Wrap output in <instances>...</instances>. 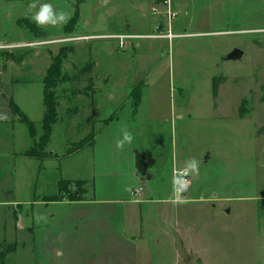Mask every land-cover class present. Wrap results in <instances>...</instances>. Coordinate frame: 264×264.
<instances>
[{
  "label": "rangeland",
  "instance_id": "rangeland-1",
  "mask_svg": "<svg viewBox=\"0 0 264 264\" xmlns=\"http://www.w3.org/2000/svg\"><path fill=\"white\" fill-rule=\"evenodd\" d=\"M32 2L70 19L40 28ZM238 48L242 59L227 60ZM58 55L45 142L44 78ZM9 99L24 110L0 123V242L7 235L17 249L6 264H120L125 248L81 256L72 246L80 228L44 225L72 223L85 206L55 200L110 209L137 187L128 211L142 213L138 256L124 264H264V0H0V108ZM93 127L94 145L67 155ZM121 129L133 137L122 149ZM137 151L144 177L132 173ZM179 169L190 171L184 195ZM119 214L108 215L118 229Z\"/></svg>",
  "mask_w": 264,
  "mask_h": 264
},
{
  "label": "crops",
  "instance_id": "crops-1",
  "mask_svg": "<svg viewBox=\"0 0 264 264\" xmlns=\"http://www.w3.org/2000/svg\"><path fill=\"white\" fill-rule=\"evenodd\" d=\"M138 61H142V58H138ZM7 104L4 105L5 107L0 108V112L2 110H6V112L11 111V113L9 115L7 114V117L5 118H2V119L0 118L1 124L2 123L8 124L9 121L13 120L12 115H11L13 114L12 113L13 110H12V107L10 106V99L8 100ZM21 109H23L22 106H21ZM29 120L32 121L30 118ZM108 121L109 119H104V122H108ZM147 166H148L147 169H149L148 162H147ZM136 171L137 173L132 171L135 177H137L136 175L140 174L138 170ZM145 175H142V177H144ZM135 197H139V196H135ZM134 198L131 200L123 201V203L117 202L118 204L116 203L117 205L114 208H110V209L109 207L113 206L114 204L105 202V200H102V199H99V200L98 199H92V200L87 199V200H83V202L73 201V200L72 201L70 200L56 201L55 200L53 201L54 203H66L67 205L68 204L76 205L79 202L80 205H85V206L84 207L79 206L80 211L76 213L77 215L76 217H73L74 221H72V223H70L71 221H69L68 219L66 223L56 224V220L52 219V221H50L47 225H44V227L46 228L45 230L53 234L56 232L59 233V231L63 232L64 230L68 229V225H71V227L76 230L80 228L82 232L81 234H83L82 238L80 237V235H72V232H70L69 234L73 236L72 239L74 240L75 245H72V246H74V250L76 249L77 252H80L78 253L79 255L86 256V257L87 255H89L88 257L90 256L94 257L96 253L93 254L91 250H95V249L100 250L102 247H105V248L108 247V249H112V252L116 251V249L122 250V248H125L126 257L122 258V261H120V264H124L126 262H132L138 256L137 253L135 252L137 246H134L136 244L132 241L135 239L136 232L139 230L141 221H142V213L140 212V210L138 211V214L134 212L135 215L133 214V217L131 216V214H129L128 206L129 204L134 202ZM36 202L41 203L42 201H36ZM53 202H51V204ZM99 203L102 204V206H100L98 209L91 206L93 204L98 205ZM119 213L123 214V218L121 219V225H119V229L125 235L120 233V230L117 228V224H115L114 220L108 216L109 214L112 216H115V215H118ZM53 215L54 214L52 213L50 216L53 217ZM38 221H41V217H39ZM77 223H79V226ZM40 226H43V225H37V227H35L34 225L32 227V231L33 232L37 231ZM76 233H78V231H76ZM62 235L68 236V233H64ZM5 236L7 237V235ZM6 237L4 238V240L6 239ZM55 248H56L55 252L57 253L58 256L64 254V252L60 250L59 246L57 247L55 246ZM88 251H90V253H88ZM106 254H110V253L108 252ZM112 255L114 254L112 253Z\"/></svg>",
  "mask_w": 264,
  "mask_h": 264
},
{
  "label": "trees",
  "instance_id": "trees-1",
  "mask_svg": "<svg viewBox=\"0 0 264 264\" xmlns=\"http://www.w3.org/2000/svg\"><path fill=\"white\" fill-rule=\"evenodd\" d=\"M63 58L62 55H58L55 57V60L53 63L48 67L47 69V75L44 78V105H45V113L42 117V134L41 137L45 139V142H47L50 138V135L52 133L53 125L56 122V116H57V107L56 101L54 99V92L52 91L51 87H55L56 80L63 76V73L61 72ZM92 70V65H87L84 67L81 71L83 72H90ZM70 80H72L70 78ZM91 80V79H90ZM61 82V81H60ZM139 97V96H138ZM138 102V100H137ZM136 102V103H137ZM138 104V103H137ZM136 104V105H137ZM10 106L12 107L13 112L15 113H21V107L17 106L16 103L10 100ZM28 123L30 130H32V124L33 122L29 121V119L24 120ZM87 138H84L82 142L78 143L73 148H70L67 151V155H75L77 153H80L84 148L88 146H92L95 143V133L94 128H92L91 132L87 135ZM23 153H25L27 156H32L33 154L30 153L29 149H26ZM35 156V155H34ZM37 156V155H36ZM38 157V156H37ZM41 160H45L44 157L40 158ZM16 245L14 243L8 242L6 239L2 242H0V264H6V258L8 255L15 253L16 251Z\"/></svg>",
  "mask_w": 264,
  "mask_h": 264
},
{
  "label": "clouds",
  "instance_id": "clouds-1",
  "mask_svg": "<svg viewBox=\"0 0 264 264\" xmlns=\"http://www.w3.org/2000/svg\"><path fill=\"white\" fill-rule=\"evenodd\" d=\"M30 9H36L30 16L32 22H34L38 27L44 28L46 26L55 27L57 25L66 24L70 19L68 12L56 8L52 3H35L29 4ZM133 137L132 134L127 129H121V138L117 140L116 147L122 149L126 144H132ZM193 171H198V164L195 159L188 162L187 165ZM186 186L181 189L185 191Z\"/></svg>",
  "mask_w": 264,
  "mask_h": 264
},
{
  "label": "built area",
  "instance_id": "built-area-1",
  "mask_svg": "<svg viewBox=\"0 0 264 264\" xmlns=\"http://www.w3.org/2000/svg\"><path fill=\"white\" fill-rule=\"evenodd\" d=\"M176 17V12H172L169 11V22H171L172 20H174V18ZM175 34H173L171 32V28L169 33L167 34V37L170 39L172 37H174ZM116 38H120L119 36H115ZM123 40V37H121ZM124 42V40H123ZM189 175H190V171L187 169H179L178 171L175 170V177L177 179V181L179 182V184L183 187L190 185L191 181L189 180ZM144 191L143 187H137V188H133L131 190V193L133 196H140Z\"/></svg>",
  "mask_w": 264,
  "mask_h": 264
},
{
  "label": "water",
  "instance_id": "water-1",
  "mask_svg": "<svg viewBox=\"0 0 264 264\" xmlns=\"http://www.w3.org/2000/svg\"><path fill=\"white\" fill-rule=\"evenodd\" d=\"M243 54L244 53L242 52V50H240L238 48V49H235V50L229 52V54L226 56V59L227 60L242 59ZM208 157H209V155L207 156V158ZM135 166H136L137 170L140 172L141 175H145L146 174V171H147V168H148L147 161L145 160L144 156H142V154L139 151L136 152ZM182 188H184V187H182ZM186 190H187V188H186ZM186 190L185 191H181V193L183 195L186 194Z\"/></svg>",
  "mask_w": 264,
  "mask_h": 264
}]
</instances>
